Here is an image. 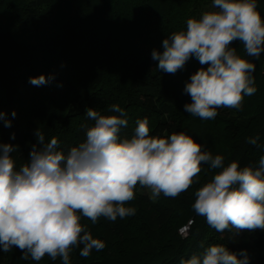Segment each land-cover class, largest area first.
Segmentation results:
<instances>
[{"label": "trees", "instance_id": "16d2710c", "mask_svg": "<svg viewBox=\"0 0 264 264\" xmlns=\"http://www.w3.org/2000/svg\"><path fill=\"white\" fill-rule=\"evenodd\" d=\"M210 6L212 0H0V111L11 121L5 127L0 120V142L18 146L17 167L27 162L38 128L67 151L85 139L82 124L93 123L86 109L109 114L112 104L127 113L121 138H130L136 121L147 117L150 135L185 132L213 156H224L225 165L237 160L241 167L256 166L264 155V52L249 58L256 65L257 91L244 97L240 109H217L211 120L183 110L191 99L184 85L199 62L192 58L170 75L151 57L154 48L163 50L166 36L186 30L187 20ZM257 10L264 18V0H257ZM233 46L245 55L238 41ZM40 74L52 79L41 86L29 83ZM256 135L258 145L247 143ZM216 171L202 165L199 183L176 198L161 194L154 200L150 189L137 186L126 205L137 208L133 216L101 217L94 225L82 218L106 247L87 258L75 248L71 264H179L214 243L238 255L245 250L248 264H264V230L219 233L193 210L195 191ZM182 227L186 235L179 233ZM21 256L15 248L0 251V264H62L60 258L36 262Z\"/></svg>", "mask_w": 264, "mask_h": 264}, {"label": "clouds", "instance_id": "9594fccd", "mask_svg": "<svg viewBox=\"0 0 264 264\" xmlns=\"http://www.w3.org/2000/svg\"><path fill=\"white\" fill-rule=\"evenodd\" d=\"M237 41L245 55L233 46ZM162 49L151 53L160 72L175 75L192 58L201 65L185 82L183 92L191 98L185 112L211 120L217 109H240L244 97L257 91L256 65L249 58L264 52V18L257 0H212L210 10L187 20L186 30L166 36ZM51 79L40 74L29 83L41 86ZM108 112L87 108L85 115L93 123L82 124L85 139L67 151L56 136L46 140L38 128L36 143L20 167L13 155L18 146L0 142V251L15 248L24 260L48 256L71 264L70 253L80 247V256L87 258L106 243L93 237L82 218L94 225L101 217L116 221L135 215L137 208L126 205L135 199L137 186L150 189L154 200L161 194L176 198L199 183L204 164L218 171L195 191V213L219 233L264 230V155L256 166L241 167L237 160L225 165L224 156H213L185 132L150 135L147 117L136 121L130 138H121L127 113L119 104ZM0 120L11 127L2 111ZM259 140L256 135L247 143L258 145ZM248 260L245 250L238 255L226 244L214 243L179 264Z\"/></svg>", "mask_w": 264, "mask_h": 264}, {"label": "rangeland", "instance_id": "374dc122", "mask_svg": "<svg viewBox=\"0 0 264 264\" xmlns=\"http://www.w3.org/2000/svg\"><path fill=\"white\" fill-rule=\"evenodd\" d=\"M211 7H212V6H210V7L208 8V10H210ZM179 233H180L181 235H186V231L184 230L183 227L179 230Z\"/></svg>", "mask_w": 264, "mask_h": 264}, {"label": "built area", "instance_id": "2783aa9c", "mask_svg": "<svg viewBox=\"0 0 264 264\" xmlns=\"http://www.w3.org/2000/svg\"><path fill=\"white\" fill-rule=\"evenodd\" d=\"M184 230H185V228H184ZM186 231V230H185Z\"/></svg>", "mask_w": 264, "mask_h": 264}]
</instances>
